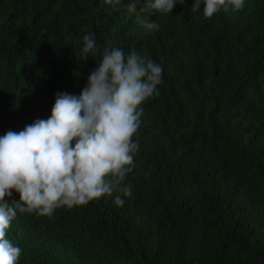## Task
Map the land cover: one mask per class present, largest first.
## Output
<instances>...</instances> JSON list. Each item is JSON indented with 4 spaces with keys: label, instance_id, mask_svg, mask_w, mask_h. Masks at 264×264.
I'll return each instance as SVG.
<instances>
[{
    "label": "trees",
    "instance_id": "1",
    "mask_svg": "<svg viewBox=\"0 0 264 264\" xmlns=\"http://www.w3.org/2000/svg\"><path fill=\"white\" fill-rule=\"evenodd\" d=\"M129 2L0 0V136L81 93L102 56L77 58L85 35L163 68L134 137L132 195L18 213L6 234L18 264H264V0L210 19L194 0L171 14Z\"/></svg>",
    "mask_w": 264,
    "mask_h": 264
},
{
    "label": "clouds",
    "instance_id": "2",
    "mask_svg": "<svg viewBox=\"0 0 264 264\" xmlns=\"http://www.w3.org/2000/svg\"><path fill=\"white\" fill-rule=\"evenodd\" d=\"M122 0H104L106 4ZM186 0H130L135 12L171 14ZM212 18L220 11L239 12L245 0H194L190 10ZM102 51L100 62L79 95L58 92L51 115L19 132L0 136V264H18L21 248L6 238L18 213L51 217L57 209L86 206L117 193L114 203L132 195L127 175L139 150L134 140L144 113L142 105L159 95L163 68L134 47L125 54L108 41L102 50L83 37L77 58L87 61ZM92 59V58H91ZM19 200H12L13 193Z\"/></svg>",
    "mask_w": 264,
    "mask_h": 264
},
{
    "label": "rangeland",
    "instance_id": "3",
    "mask_svg": "<svg viewBox=\"0 0 264 264\" xmlns=\"http://www.w3.org/2000/svg\"><path fill=\"white\" fill-rule=\"evenodd\" d=\"M138 8V7H137ZM140 11V8H138V10H137V12H139ZM150 25H147V27H149Z\"/></svg>",
    "mask_w": 264,
    "mask_h": 264
}]
</instances>
